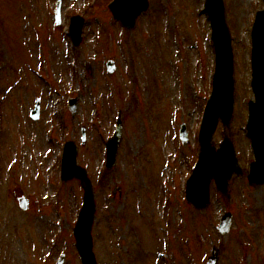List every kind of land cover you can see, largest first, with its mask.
I'll list each match as a JSON object with an SVG mask.
<instances>
[{
    "label": "rangeland",
    "instance_id": "1",
    "mask_svg": "<svg viewBox=\"0 0 264 264\" xmlns=\"http://www.w3.org/2000/svg\"><path fill=\"white\" fill-rule=\"evenodd\" d=\"M110 1L61 0L56 27V0H0V264H57L61 255L62 264H80L72 229L82 189L77 180H60L67 140L94 187L97 264H206L211 250L217 264H264V184L249 186L245 172L234 176L224 200L211 184L209 209L183 200L215 64L204 0H148L147 12L127 31L112 20ZM223 2L235 81L230 125L247 171L253 160L244 135L253 99L249 30L263 4ZM72 15L84 18L77 47L62 30ZM75 97L72 116L68 99ZM36 98L40 117L33 122ZM118 112L121 140L106 170L105 141ZM21 196L27 211L18 206ZM224 210L231 228L220 235L215 226Z\"/></svg>",
    "mask_w": 264,
    "mask_h": 264
},
{
    "label": "water",
    "instance_id": "2",
    "mask_svg": "<svg viewBox=\"0 0 264 264\" xmlns=\"http://www.w3.org/2000/svg\"><path fill=\"white\" fill-rule=\"evenodd\" d=\"M148 0H114L109 6L114 20H120L122 27L132 30L136 18L148 8ZM206 11L212 23L213 41L216 48V71L212 95L205 109L200 130V152L198 162L193 174L187 182L186 202L203 211L209 207V183L213 179L218 192L224 199L228 194L229 182L232 175H241L242 171L237 163L234 146L233 132L231 129V113L233 108L234 82L232 79V54L230 49V36L225 22L223 0H207ZM57 13L56 19L59 20ZM71 34L76 45L80 42V32L83 20L72 18ZM252 62L254 74L252 87L255 102H249V119L247 134L252 140L255 162L251 163L248 180L250 184L264 183V11L257 14L253 26ZM113 61L107 62L110 73L114 71ZM71 111H74V103ZM38 103L32 117L38 118ZM222 122L223 140L219 148L215 149L212 143V134L218 120ZM121 123L118 121L116 133L108 142V163L110 168L115 163V156L119 140H121ZM84 138V134H83ZM76 147L73 142L65 143L62 165V178L64 180L77 179L83 189L82 208L73 229L75 246L80 255L81 264H96L92 250L91 229L95 218L94 190L87 172L76 164ZM23 209L27 208V201L18 200ZM231 214L226 213L221 218L218 230L225 234L230 228ZM217 254L210 258V264H216Z\"/></svg>",
    "mask_w": 264,
    "mask_h": 264
}]
</instances>
